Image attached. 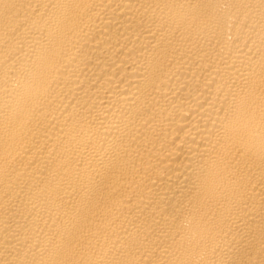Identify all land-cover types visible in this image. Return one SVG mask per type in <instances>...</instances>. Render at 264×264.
Instances as JSON below:
<instances>
[{"label": "bare ground", "instance_id": "obj_1", "mask_svg": "<svg viewBox=\"0 0 264 264\" xmlns=\"http://www.w3.org/2000/svg\"><path fill=\"white\" fill-rule=\"evenodd\" d=\"M0 264H264V0H0Z\"/></svg>", "mask_w": 264, "mask_h": 264}]
</instances>
